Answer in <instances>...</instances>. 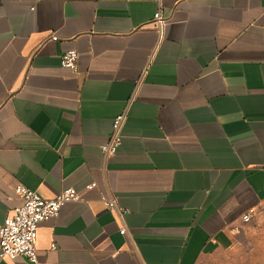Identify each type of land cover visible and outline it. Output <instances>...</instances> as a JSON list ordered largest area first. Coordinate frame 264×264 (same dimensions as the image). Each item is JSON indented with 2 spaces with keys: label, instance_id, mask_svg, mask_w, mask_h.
<instances>
[{
  "label": "crops",
  "instance_id": "obj_1",
  "mask_svg": "<svg viewBox=\"0 0 264 264\" xmlns=\"http://www.w3.org/2000/svg\"><path fill=\"white\" fill-rule=\"evenodd\" d=\"M19 185L80 197L38 224L39 264H207L239 244L264 223V0H0V225Z\"/></svg>",
  "mask_w": 264,
  "mask_h": 264
},
{
  "label": "built area",
  "instance_id": "obj_2",
  "mask_svg": "<svg viewBox=\"0 0 264 264\" xmlns=\"http://www.w3.org/2000/svg\"><path fill=\"white\" fill-rule=\"evenodd\" d=\"M152 20L155 29L161 31L165 21L158 11L153 14ZM76 62L77 53L75 50H67L60 55V66L62 68L75 71ZM124 118L125 112H121L112 120L108 140L101 147V153L106 157L114 155L120 145V130ZM93 186V184H90L86 188L91 189ZM15 194L19 203L0 225V260L20 256L25 258L29 264H39L35 250L38 224L55 218L65 203L78 201L80 197L74 189L67 188L54 198L47 200L21 185L15 188ZM102 203L107 209L116 210L118 213L124 214L127 212L118 209L113 199L102 197ZM253 213V209H249L241 216V220L245 223L249 222ZM119 234L123 235L124 229H120Z\"/></svg>",
  "mask_w": 264,
  "mask_h": 264
},
{
  "label": "rangeland",
  "instance_id": "obj_3",
  "mask_svg": "<svg viewBox=\"0 0 264 264\" xmlns=\"http://www.w3.org/2000/svg\"><path fill=\"white\" fill-rule=\"evenodd\" d=\"M207 264H264V223L250 227L239 244L216 253Z\"/></svg>",
  "mask_w": 264,
  "mask_h": 264
}]
</instances>
